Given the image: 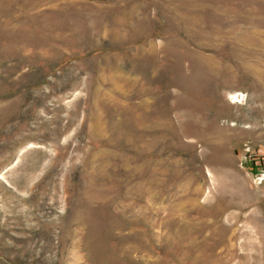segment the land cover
Instances as JSON below:
<instances>
[{
	"label": "rangeland",
	"instance_id": "obj_1",
	"mask_svg": "<svg viewBox=\"0 0 264 264\" xmlns=\"http://www.w3.org/2000/svg\"><path fill=\"white\" fill-rule=\"evenodd\" d=\"M0 264H264V0H0Z\"/></svg>",
	"mask_w": 264,
	"mask_h": 264
}]
</instances>
